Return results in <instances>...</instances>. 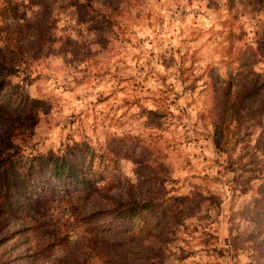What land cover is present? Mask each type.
Wrapping results in <instances>:
<instances>
[{"label":"rangeland","instance_id":"obj_1","mask_svg":"<svg viewBox=\"0 0 264 264\" xmlns=\"http://www.w3.org/2000/svg\"><path fill=\"white\" fill-rule=\"evenodd\" d=\"M214 1L0 0L1 153L47 156L75 142L94 152V168L102 154L97 199L132 190L169 208L158 243L167 264L254 258L245 237L264 186L261 125L234 117L218 152L205 112L231 53L264 43V2ZM68 219L70 242L86 240Z\"/></svg>","mask_w":264,"mask_h":264},{"label":"trees","instance_id":"obj_2","mask_svg":"<svg viewBox=\"0 0 264 264\" xmlns=\"http://www.w3.org/2000/svg\"><path fill=\"white\" fill-rule=\"evenodd\" d=\"M222 1L228 10L236 4L264 2L215 0L211 6ZM7 39L4 44L12 46ZM3 51L0 46V60H6ZM261 55L264 43L249 53L232 52L233 68L208 84V136L218 152L228 144L233 118L241 116L261 125L264 148V75L253 71L256 56ZM1 81L2 77L0 89ZM82 150L75 142L47 156L17 157L0 150V264H167L160 258L165 251L158 243L165 242L162 226L170 220L169 208L136 197L132 190L97 199L95 168L102 169L103 155L94 168V152ZM65 202L69 206L59 218L55 207ZM70 217L84 225L86 240L70 242ZM251 217L255 230L245 239L252 244L254 258L247 264H264V186L258 190Z\"/></svg>","mask_w":264,"mask_h":264}]
</instances>
